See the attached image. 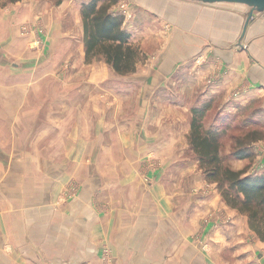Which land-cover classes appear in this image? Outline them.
Here are the masks:
<instances>
[{
    "label": "crops",
    "instance_id": "obj_1",
    "mask_svg": "<svg viewBox=\"0 0 264 264\" xmlns=\"http://www.w3.org/2000/svg\"><path fill=\"white\" fill-rule=\"evenodd\" d=\"M68 1L74 4L64 0L62 15L75 7L79 22L88 1ZM202 3L198 8L208 7ZM6 6L0 18L11 34L21 22L29 21L30 28L37 24L28 0ZM225 10L211 14L225 23H211L207 34L184 29L187 19L180 20L174 34L184 61L213 47L203 64L187 66L186 82L173 78L177 66H136L130 78L111 76L107 69L102 83L114 82L105 87L119 98L107 94L108 100L96 102L99 78L86 70L94 86L72 87L74 101L61 103L56 112L52 105L41 106L46 116L35 132L34 112L5 124L21 131L14 132L17 141L12 142L21 150L6 151L0 140V264H101L107 243L114 264H264V241L249 228L247 217L229 208L214 185L202 187L195 154L186 155L193 107L212 102L219 117L226 108L250 106L264 114V11L253 14L240 47L242 18L237 17H245L247 7L242 13ZM123 28L132 29L127 22ZM80 35L61 39L68 40L67 54L73 40L81 44ZM26 38L30 53L43 52L39 62L49 40L38 42L40 34L31 31ZM82 49L81 44L79 60L85 58ZM175 82L187 88L180 91L181 103L170 90ZM137 87L142 95L129 103L127 91ZM29 137L30 152L24 151Z\"/></svg>",
    "mask_w": 264,
    "mask_h": 264
},
{
    "label": "rangeland",
    "instance_id": "obj_2",
    "mask_svg": "<svg viewBox=\"0 0 264 264\" xmlns=\"http://www.w3.org/2000/svg\"><path fill=\"white\" fill-rule=\"evenodd\" d=\"M18 1L19 0H0V10H5L7 8L6 5L16 4ZM28 1L35 6V19L37 24H34L33 28H30V24H28L29 21H25L24 23L21 22L17 28L15 27L14 33L11 34L10 30L7 29V26L5 25V21L0 18V140L2 141L4 150L7 151L9 149H14V152L16 153L21 149L16 146L13 148L12 142L13 140L17 141L15 136H17L16 134H18V132L21 133V131H13V129L7 128L5 125L6 123H12L14 122V119L18 121L21 116H26L30 112H34V116L37 114L34 119L35 132L37 126L40 125V119L46 116L45 111L43 113L40 112L44 109L41 108V106L46 107L52 105L50 109H53L56 112L61 103L74 101L72 100V87L95 85L94 95H96V102H102V100L105 99L108 100L109 98L106 96L107 94H112L110 95L111 100H114V98H117L118 96H115L113 91L110 93L105 87L111 86L114 82L111 84H103V74H105L108 69L111 76H126V78H130L128 76H131L129 73H127V75L117 74L100 55H96V57L90 62H86L85 58L84 60L78 59V56L81 53L79 50L81 44L83 48L82 50L85 52L83 36L81 38V35L83 34V19L81 17L82 6L79 11L81 21L79 19L78 22L76 19L77 13L75 7L67 11L68 16L64 17V15H62V12L64 13L62 8L65 9L63 4L64 0ZM66 1L68 6L72 5V3L74 4L73 1ZM79 1L80 0H78V2ZM84 1L89 2L90 0ZM198 5L201 6L200 3L189 0H115L114 3L111 4L109 11L112 10L116 14L123 15L125 18L124 24H126V22L131 24L132 29H130L131 32H129L132 34L131 42L138 46L145 56L142 62L137 63V67L140 66L142 68L151 66L152 70H155L156 67L161 64L164 67L177 66V75L173 78H176L179 83H182L184 81L186 82L185 77H187V66L193 63H195L196 66L198 64H203L204 54H207L213 48L211 45H207L204 47L203 52L195 54L194 57L190 58L188 61H184L182 59V47L180 45L179 36L174 34L175 31L180 30L179 25L182 23L180 21L182 17L187 19L183 25L184 29L188 28L194 33L199 32L200 34H207L211 32V23H225V20L220 18L212 20L211 14L220 13V11H224L225 9L242 13V10L246 8L244 5L236 3H217L211 5L206 3L204 5L208 6L207 8H198ZM238 15L237 18L241 17L243 23L244 15ZM237 20L234 25L236 28L241 24V21L239 19ZM81 28L82 34L80 35ZM6 29L7 32L4 33ZM30 31L35 35L38 33L40 34L41 39L37 40L38 42L47 41L48 43L49 40L48 44H44V57L41 56L39 62L36 60L39 55L43 54L41 49L39 51L40 54H38L36 50L30 53L28 48H30L32 44L30 42L31 40L30 38L24 40L25 35L30 33ZM79 35L81 38V44L76 43V41L73 40V43L69 44L71 52L67 54L68 50L66 45L68 40L62 41L61 39L72 36L73 39L76 38L75 40H77ZM72 38L70 40H72ZM32 46H36V44H33ZM31 58L34 59L31 60ZM168 58H170V61H168ZM166 61L170 64L165 63ZM92 69L99 78L96 81L94 80V85L91 83V78L87 79L85 73L86 70L90 71ZM101 72L102 75L100 74ZM192 73L193 71L190 72V77H194ZM130 81L136 82L133 78H131ZM194 88L197 87L195 86ZM184 89L186 90L187 88L178 86L176 82L174 87L170 89L176 94L177 97H174V99L178 103L185 100L183 93H180V91ZM140 90L141 88L137 87L136 89L127 91V94H131L129 97V103H132L141 97L142 91ZM145 103L146 102L143 100L140 101L139 105ZM127 104L124 103L123 107L125 108V105ZM179 105L183 106V104ZM211 108L212 109L207 113L205 120L203 121V129L215 127L217 129L221 128L225 130L223 133L224 140L221 148V152L225 155L224 160L226 163H224V165L235 171H243L245 176L264 173V114L259 111H256L255 115L252 114V110L255 108L254 106H250V108L239 107L235 109V111L230 109L228 111L226 108L225 115L219 117L216 114L217 109L216 107H213V104H211ZM190 112L192 116V109ZM42 114L43 117H41ZM57 114H60V112ZM249 116L251 119H247ZM251 130H255L254 134L259 139L254 141L246 139L242 142H246L244 144H250L251 142L249 150L254 153L252 160L242 159L243 163L236 164L234 162L237 158L235 159L231 157L229 153L235 147L233 146L236 143L235 137L238 136L241 138L244 134L251 132ZM14 132L16 133L15 136ZM31 138L32 137H29L26 140L28 141V144L24 145V151L26 150L30 152ZM190 151L192 154L189 152V154L186 155L190 156L194 154L191 148ZM195 157L197 159L196 167L198 172H200L202 179L205 180V184L203 183L202 187L207 189L209 188V185L212 184V188L214 185L220 199H222L217 184L205 179V169L200 166L196 154ZM237 166H240V169L234 168ZM198 235H200V233ZM196 237L198 236L196 235L194 238ZM107 245L109 247L106 246L101 250L100 263L114 264L115 255L111 245L108 243Z\"/></svg>",
    "mask_w": 264,
    "mask_h": 264
},
{
    "label": "trees",
    "instance_id": "obj_3",
    "mask_svg": "<svg viewBox=\"0 0 264 264\" xmlns=\"http://www.w3.org/2000/svg\"><path fill=\"white\" fill-rule=\"evenodd\" d=\"M114 1L90 0L82 5L85 61L90 62L100 55L117 74L127 75L135 71L137 63L142 62L145 56L131 42V33L123 28L124 16L109 11ZM211 109V102L192 108L187 137L189 145L197 155L200 166L205 169V179L217 184L221 198L231 209L246 215L249 228L264 241V173L245 176L243 171H235L224 165L225 155L221 148L225 130L215 127L203 129V121ZM250 116L247 119H251ZM254 132L251 130L241 138L235 137V147L229 152L231 157L252 160L254 153L249 150L251 142L244 144L246 142L242 141L259 139Z\"/></svg>",
    "mask_w": 264,
    "mask_h": 264
},
{
    "label": "water",
    "instance_id": "obj_4",
    "mask_svg": "<svg viewBox=\"0 0 264 264\" xmlns=\"http://www.w3.org/2000/svg\"><path fill=\"white\" fill-rule=\"evenodd\" d=\"M195 1L199 3H208V4H217V3H236L241 4L247 7V11L245 13V17L241 26V33L237 37L236 45L240 47H244L242 44V39L246 34V29L248 27V23L250 22L251 18L254 16V13H260L264 11V0H189Z\"/></svg>",
    "mask_w": 264,
    "mask_h": 264
}]
</instances>
